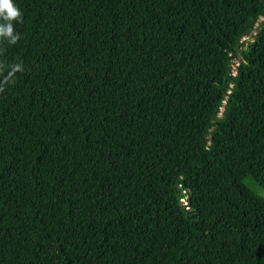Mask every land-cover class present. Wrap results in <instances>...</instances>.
Listing matches in <instances>:
<instances>
[{"label": "trees", "instance_id": "1", "mask_svg": "<svg viewBox=\"0 0 264 264\" xmlns=\"http://www.w3.org/2000/svg\"><path fill=\"white\" fill-rule=\"evenodd\" d=\"M13 3L0 264H264V0Z\"/></svg>", "mask_w": 264, "mask_h": 264}, {"label": "clouds", "instance_id": "2", "mask_svg": "<svg viewBox=\"0 0 264 264\" xmlns=\"http://www.w3.org/2000/svg\"><path fill=\"white\" fill-rule=\"evenodd\" d=\"M23 23L22 12L13 3V0H0V44L7 43L15 45L20 40V35L16 33L14 23ZM3 54V49H0V55ZM7 69V74L5 71ZM23 71L22 64L8 65L0 61V92L5 91V85L14 83L16 73Z\"/></svg>", "mask_w": 264, "mask_h": 264}, {"label": "rangeland", "instance_id": "3", "mask_svg": "<svg viewBox=\"0 0 264 264\" xmlns=\"http://www.w3.org/2000/svg\"><path fill=\"white\" fill-rule=\"evenodd\" d=\"M262 21V18H260L259 20H258V22L255 24V26H254V28H253V30L247 35V36H245L244 38H242L241 39V45H243L244 47H246L249 43H251L253 40H254V38H255V36H256V34H257V31H258V29H259V23ZM237 62H238V59H233V67H232V70H233V75L235 74V68H236V66H237ZM255 190V192L258 194V195H262V196H264V193L261 191V190H259V189H254Z\"/></svg>", "mask_w": 264, "mask_h": 264}]
</instances>
